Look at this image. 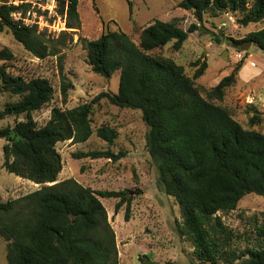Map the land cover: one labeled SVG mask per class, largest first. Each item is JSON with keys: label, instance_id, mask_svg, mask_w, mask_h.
Wrapping results in <instances>:
<instances>
[{"label": "trees", "instance_id": "16d2710c", "mask_svg": "<svg viewBox=\"0 0 264 264\" xmlns=\"http://www.w3.org/2000/svg\"><path fill=\"white\" fill-rule=\"evenodd\" d=\"M79 0H63L60 12L67 16V28L80 27ZM28 4L0 5V27H8L14 38L39 59L59 52L36 26L26 27L12 14L27 10ZM179 7L191 11L197 23L184 30L178 19L155 20L142 29L136 43L121 28L95 40L81 39L92 71L104 78L120 72L118 93L103 92L94 102L72 109L55 107L51 119L39 127L32 114L47 106L55 95L51 81L14 75L8 63L14 53L0 49V89L18 96L0 111V120L26 114L27 120L0 128L4 145L3 168L11 174L43 187L33 193L4 202L0 196V237L8 241V264H120L116 233L100 197L131 200L125 191H96L75 179L58 182L63 160L59 143H85L95 133L93 106L101 100L122 109L138 110L148 128V151L159 172V186L181 208L183 223L178 232L192 242L194 264H264V221L255 226L242 247L223 220L237 210L251 194L264 197V133L245 129L231 109L219 105L227 91L238 82L242 64L211 89L196 84L208 69L196 62L189 77L183 66L162 55H152L174 42L182 49L190 35L201 28L206 14L238 13L239 25L247 27L264 21V0H182ZM130 10L132 5L130 3ZM233 46H256L264 53V28L241 40L228 38ZM74 84L62 79L61 94L68 101ZM251 123H260L253 116ZM98 137L112 146L118 131L102 126ZM76 158L118 161L125 154L111 150L75 154Z\"/></svg>", "mask_w": 264, "mask_h": 264}, {"label": "rangeland", "instance_id": "374dc122", "mask_svg": "<svg viewBox=\"0 0 264 264\" xmlns=\"http://www.w3.org/2000/svg\"><path fill=\"white\" fill-rule=\"evenodd\" d=\"M21 1L28 4L27 10H22L23 15L31 12V17L38 22L39 32L45 34L59 52L56 56L39 59L14 38L8 27H0V49L8 48L15 55V60L8 63L10 72L27 79L46 78L54 86V99L32 114L39 127L49 122L55 107L72 109L94 102L103 92H119L120 72L109 79L95 74L81 39L95 41L103 33L119 27L139 43L142 29L155 20L169 22L178 19L184 30L197 23L191 11L179 7L182 0H79L80 27L68 29L67 16L60 12L63 0H0V5L15 2L21 6ZM253 1L249 0L250 4ZM240 17V14L231 12L216 18L206 14L201 28L190 35L181 50H174L172 42L150 54L173 59L184 67L189 77H193L198 68L196 62L207 63L205 74L196 80L199 88L205 89L217 86L242 64L238 82L227 91L222 103H216L231 109L245 129L264 133V53L256 46L245 51L244 47H235L228 40H241L250 32L264 28V21L242 27L238 23ZM63 78L74 84L67 102L63 101L61 94ZM19 99L0 89V111ZM253 116H257L260 123H251ZM91 118L95 133L87 142L67 141L57 145L63 160L58 182L72 178L96 191L128 192L131 200L129 220L126 219L127 204L117 212L120 199L100 197L116 233L120 264H146L149 260L152 264L197 262L192 242L178 232V226L183 223L181 208L159 186V172L147 148L148 128L141 111L122 109L101 100L93 106ZM26 120V114L9 116L0 120V128L13 127ZM102 126L118 131V138L112 146L98 137L96 131ZM5 144L6 140L0 139V196L4 202L43 187L3 168ZM107 150L123 153L125 157L114 161L74 156ZM255 217L264 221V197L254 194L244 197L236 211L223 215L225 224L236 236H245L238 240L242 247L253 246L252 240L246 241V238L254 231ZM7 247L8 241L0 237V264H8Z\"/></svg>", "mask_w": 264, "mask_h": 264}, {"label": "built area", "instance_id": "2783aa9c", "mask_svg": "<svg viewBox=\"0 0 264 264\" xmlns=\"http://www.w3.org/2000/svg\"><path fill=\"white\" fill-rule=\"evenodd\" d=\"M20 3H21V5L27 4V3L24 4L22 1ZM3 4L19 6L15 2L2 3V5ZM25 12H27V11H25ZM12 16L17 22H20L21 25L26 26V27H33V26H36L38 24V22L36 21V18H32L31 17V12L30 11H28L27 15H23V11L22 10L21 11H17V12H14L12 14ZM252 65L254 66L255 63H252Z\"/></svg>", "mask_w": 264, "mask_h": 264}, {"label": "water", "instance_id": "95a60500", "mask_svg": "<svg viewBox=\"0 0 264 264\" xmlns=\"http://www.w3.org/2000/svg\"><path fill=\"white\" fill-rule=\"evenodd\" d=\"M243 50L248 51V50H250V47H249V46H245V47L243 48ZM146 264H152V262L149 260V261H147Z\"/></svg>", "mask_w": 264, "mask_h": 264}, {"label": "crops", "instance_id": "0c3cea01", "mask_svg": "<svg viewBox=\"0 0 264 264\" xmlns=\"http://www.w3.org/2000/svg\"><path fill=\"white\" fill-rule=\"evenodd\" d=\"M252 65V64H251ZM252 103V102H251Z\"/></svg>", "mask_w": 264, "mask_h": 264}]
</instances>
